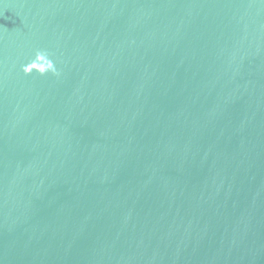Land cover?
<instances>
[{
	"label": "water",
	"instance_id": "95a60500",
	"mask_svg": "<svg viewBox=\"0 0 264 264\" xmlns=\"http://www.w3.org/2000/svg\"><path fill=\"white\" fill-rule=\"evenodd\" d=\"M0 264H264V0H0Z\"/></svg>",
	"mask_w": 264,
	"mask_h": 264
}]
</instances>
